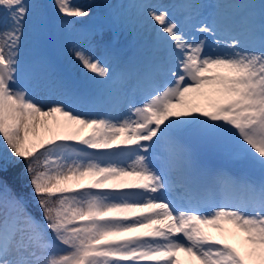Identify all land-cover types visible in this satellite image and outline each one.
I'll return each mask as SVG.
<instances>
[{
    "label": "snow or ice",
    "instance_id": "obj_1",
    "mask_svg": "<svg viewBox=\"0 0 264 264\" xmlns=\"http://www.w3.org/2000/svg\"><path fill=\"white\" fill-rule=\"evenodd\" d=\"M52 5L69 33L92 16ZM122 7L146 55L91 29L69 85L23 55L44 6L0 0V264H264V0Z\"/></svg>",
    "mask_w": 264,
    "mask_h": 264
},
{
    "label": "rangeland",
    "instance_id": "obj_2",
    "mask_svg": "<svg viewBox=\"0 0 264 264\" xmlns=\"http://www.w3.org/2000/svg\"><path fill=\"white\" fill-rule=\"evenodd\" d=\"M35 2L44 6L46 24L38 39L26 45L23 55L43 57L69 85H73L75 81L76 84L82 83L84 76L81 68L68 55L67 49L73 43H85L89 30L102 28L105 38L113 39V46L125 55L134 53L129 49V40L130 44L134 46L138 40L146 39L142 32L131 26V15L126 16L123 20L120 18L122 11H128L122 5L128 4L130 0H73L75 4L88 7L92 12V16L76 25L80 31L71 33L66 32L60 25L54 12L52 0H35ZM163 2H168V0ZM205 2H211V0H205ZM256 2L259 3V0H256ZM106 5H112V7H106ZM49 42L51 43V56L47 57L44 49H46V44H50ZM36 98L42 99V96L38 94ZM196 147L209 164L217 161L221 164V167L223 165L237 169L242 167L238 161L225 160L209 146L196 145Z\"/></svg>",
    "mask_w": 264,
    "mask_h": 264
},
{
    "label": "bare ground",
    "instance_id": "obj_3",
    "mask_svg": "<svg viewBox=\"0 0 264 264\" xmlns=\"http://www.w3.org/2000/svg\"><path fill=\"white\" fill-rule=\"evenodd\" d=\"M163 1H165V0H163ZM128 15H131V17H130V23H131V26H132V27H135L136 21H135V18H134V14H133L130 10H128V11H122V12H121V16H120L121 20H123V19H124L126 16H128ZM135 28H136V27H135ZM136 29H137V28H136ZM137 30H138V29H137ZM138 31H139V30H138ZM138 43H139L141 46L146 47V39L139 40Z\"/></svg>",
    "mask_w": 264,
    "mask_h": 264
}]
</instances>
